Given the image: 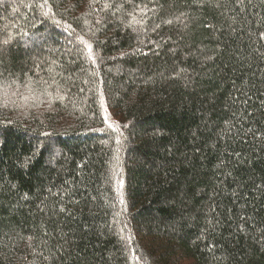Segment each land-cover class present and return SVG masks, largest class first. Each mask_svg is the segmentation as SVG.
Instances as JSON below:
<instances>
[{
  "label": "trees",
  "instance_id": "16d2710c",
  "mask_svg": "<svg viewBox=\"0 0 264 264\" xmlns=\"http://www.w3.org/2000/svg\"><path fill=\"white\" fill-rule=\"evenodd\" d=\"M0 79V264H264V0L0 3Z\"/></svg>",
  "mask_w": 264,
  "mask_h": 264
},
{
  "label": "rangeland",
  "instance_id": "374dc122",
  "mask_svg": "<svg viewBox=\"0 0 264 264\" xmlns=\"http://www.w3.org/2000/svg\"><path fill=\"white\" fill-rule=\"evenodd\" d=\"M11 0H0V3L1 4H6L7 2H10ZM35 39V38H34ZM35 40H33L32 42H34ZM8 42L7 39L5 40H2V44H6ZM1 81V79H0ZM18 95H15L13 98H12V102L14 99H18L20 100V103H16L15 105L11 104L10 108L12 110H15V111H19V110H23V107L27 106V108L32 105V103H34V101H31V98L28 97V96H23L21 97L20 99L17 98ZM29 102V103H28Z\"/></svg>",
  "mask_w": 264,
  "mask_h": 264
}]
</instances>
